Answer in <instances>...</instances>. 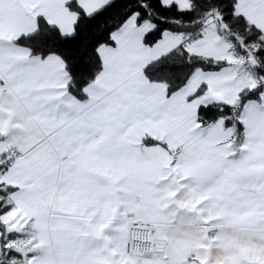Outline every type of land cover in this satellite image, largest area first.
<instances>
[{"label":"snow or ice","instance_id":"1","mask_svg":"<svg viewBox=\"0 0 264 264\" xmlns=\"http://www.w3.org/2000/svg\"><path fill=\"white\" fill-rule=\"evenodd\" d=\"M0 264H264V0H0Z\"/></svg>","mask_w":264,"mask_h":264}]
</instances>
